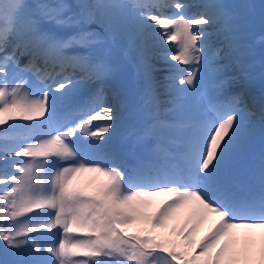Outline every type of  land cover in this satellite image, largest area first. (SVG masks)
<instances>
[{"label": "snow or ice", "instance_id": "6c2138e0", "mask_svg": "<svg viewBox=\"0 0 264 264\" xmlns=\"http://www.w3.org/2000/svg\"><path fill=\"white\" fill-rule=\"evenodd\" d=\"M245 37L223 0H0V264H264V148L240 171L264 101L257 118L227 92L251 67ZM128 67L121 137L107 89Z\"/></svg>", "mask_w": 264, "mask_h": 264}, {"label": "rangeland", "instance_id": "374dc122", "mask_svg": "<svg viewBox=\"0 0 264 264\" xmlns=\"http://www.w3.org/2000/svg\"><path fill=\"white\" fill-rule=\"evenodd\" d=\"M66 2L75 3V0H66ZM184 2L195 4L199 3L200 1L186 0ZM223 2L233 7V10L240 16L241 21L245 25V44L247 45V47H249L248 50L252 53L249 55L247 54L243 59L247 64L251 66L250 70H254L255 73L253 74V77H257L258 75L262 74V69H264V0H223ZM92 27L95 28L96 26L93 25ZM58 32L60 35L66 34L63 30H58ZM212 39L215 40L216 38L213 36ZM159 53L160 52H158V54ZM121 62L125 64L128 63L123 59L121 60ZM153 62L158 69V71L155 73V77L159 73H164L166 76L169 75V63H166L163 59L159 60L157 58H154ZM175 63V61L172 62V64ZM159 70L162 71L160 72ZM227 75L230 77L239 78L241 73L239 69H233L230 70ZM137 79L138 77L136 76L134 70H132L131 67H128L117 73V76L114 78V80L110 84V87L107 89V103L111 104L115 108H118L121 113V134L127 131V129L136 122L135 110L138 106V96L140 91V85L138 84ZM156 79L159 82L158 78ZM238 80L239 83L237 84L234 83L237 81V79L232 80L233 84L231 82L230 86L233 87L227 89L228 93H230L231 91H235L238 88H240V91L238 90L237 92H243L244 94L247 93L248 85L245 84V79L242 77ZM263 83H261V86L264 85ZM253 95L254 98L256 97L257 99V95ZM136 96L137 104L135 102ZM161 99L163 100L164 97H161ZM255 101L257 103V100ZM252 110L254 112H257L258 109L254 108ZM125 114L131 116L126 118L124 117Z\"/></svg>", "mask_w": 264, "mask_h": 264}, {"label": "bare ground", "instance_id": "6f19581e", "mask_svg": "<svg viewBox=\"0 0 264 264\" xmlns=\"http://www.w3.org/2000/svg\"><path fill=\"white\" fill-rule=\"evenodd\" d=\"M186 1V0H184ZM192 1V0H190ZM200 1V0H199ZM154 14H157V15H162V14H170L171 13V10H164V9H150ZM198 11H201V9H190V13L191 12H198ZM242 22V21H241ZM243 23V22H242ZM153 28L157 27L155 25H152ZM203 27V26H201ZM215 41V40H213ZM163 48H173L175 47V44H164L162 45ZM247 49H249V47H247ZM158 52H160V49L158 48L157 49V55L155 56V58L157 59H163L161 57V55L158 54ZM252 52L248 50L247 54H251ZM164 60V59H163ZM247 60V59H245ZM166 62V61H165ZM173 62V61H172ZM172 62H166V63H171ZM160 72L162 70H159ZM254 70H250L249 69V72H248V76L245 77L244 75H240L239 78H234L235 80L237 79L236 82H234L235 84L239 83V80L240 78H244L245 79V84L248 85V91L245 95V101L248 103L249 107L252 108V109H258L257 112H256V117H259V114H260V104L262 101H264V85L261 86V83L264 82V74H261V75H258L257 77H253V74H254ZM167 77L164 73H159L158 75H156V78H158L159 80V83L161 85H166L167 84ZM157 80V79H156ZM137 82L138 84L140 85V81L139 79H137ZM233 84V82H232ZM264 84V83H263ZM233 86H230L229 88H232ZM240 91V88H238L237 90L235 91H231L230 93H236L237 91ZM160 93H161V97H164V99H166V95H165V90L163 87H161L159 89ZM242 91V90H241ZM257 95V99L255 97V100H257V103L255 104V106L252 105V98L254 97V95ZM135 102L137 104V96L135 98ZM100 123V122H98ZM259 130H257L258 132ZM121 137H123V134H121ZM262 148H264V144H262V141H261V138L258 136V134L256 133V135L254 136L252 142H251V146H250V150L247 154V156L245 157V159L243 161H241V164H240V171L243 172L244 170V166L246 163L248 162H251L252 160H255V159H258L260 154H261V150ZM131 163L133 162L132 159H130ZM92 179V176L91 174H82L80 177H77V182L79 183H84V182H87L88 180ZM4 186L3 185H0V189H3ZM164 198L163 197H158L156 198V202L154 204V206L150 209V211H155L156 209V206L160 203V201H162ZM34 215V214H33ZM215 219V217H212L210 218L207 222H205L200 230L198 231V233L196 234L195 236V239L197 241H199L208 231L209 229L212 227V222L213 220ZM183 220H184V215L181 214L176 220L172 221L169 223V226H168V229H166V231H172L173 228L175 229H179L182 224H183ZM54 238L56 240H58L60 238V234H59V230H56V234L54 236Z\"/></svg>", "mask_w": 264, "mask_h": 264}]
</instances>
